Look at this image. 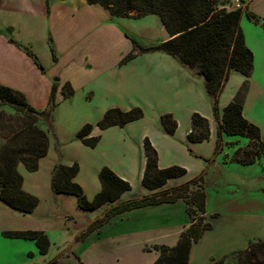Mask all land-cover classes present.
Listing matches in <instances>:
<instances>
[{
    "label": "crops",
    "instance_id": "0c3cea01",
    "mask_svg": "<svg viewBox=\"0 0 264 264\" xmlns=\"http://www.w3.org/2000/svg\"><path fill=\"white\" fill-rule=\"evenodd\" d=\"M241 1L240 27L254 55L243 115L259 127L264 142V26L247 15L264 19V0ZM218 4L236 9L232 0H218ZM170 38L160 17L154 14L132 12L113 17L104 7L89 5L87 0H49V4L47 0H0V84L22 92L38 111L47 110L53 85L57 84L49 152L36 172H29L22 164L18 167L24 177L23 189L38 197L40 203L33 213L24 215L0 201V264H31V260L37 264L36 243L3 235L11 231H40L49 237L48 253L40 254L43 264H76L77 257L85 264H154L159 252L145 248L174 247L189 226L183 202L123 213L99 231L81 236L112 208L199 177H203L205 186L233 185L239 195L222 193L225 195L218 199L222 210H214L206 189L205 217L212 228L193 246L189 264H213L247 249L252 242L264 240V187H253L254 193L239 186L264 185V167L254 164L261 167L255 176L233 169L229 164L244 165L231 161L234 151L226 149L224 134L217 153L218 122L201 73L164 52L138 54L120 65L134 51L133 40L147 48ZM234 78L238 81L229 90ZM245 81L242 74L231 73L220 97L221 110ZM66 84L74 89L69 99L62 93ZM113 108H141L145 116L125 127L100 130L97 123ZM166 113L177 121L174 134L163 126L161 117ZM194 113L209 121L211 135L206 142L192 143L188 139ZM88 124L94 125L90 137L100 136L95 148L77 137ZM42 129L47 130V124ZM147 138L158 153L161 169L180 166L187 170L160 190L143 186ZM5 141L0 138V147ZM59 163L79 164L75 182L90 200L101 191L99 174L104 167L129 182L132 190L113 205L83 211L75 196L54 193L52 175Z\"/></svg>",
    "mask_w": 264,
    "mask_h": 264
},
{
    "label": "trees",
    "instance_id": "16d2710c",
    "mask_svg": "<svg viewBox=\"0 0 264 264\" xmlns=\"http://www.w3.org/2000/svg\"><path fill=\"white\" fill-rule=\"evenodd\" d=\"M49 4V0H47ZM89 5H100L107 9L113 17H125L132 12L140 16L154 14L160 17L171 38L151 47H142L133 40L134 51L120 63L125 65L138 54L164 52L176 57L184 65L198 70L205 83L207 94L212 100L214 116L218 122V139L216 151L221 148V135L247 139L244 148L235 149L231 161L244 166L261 163L264 167V142L259 127L250 123L243 115L244 102L249 89V79L254 68V55L247 47L245 36L240 27L243 10L220 7L218 0H87ZM248 17L262 23L261 19L251 13ZM137 52V53H135ZM36 62L39 61L30 52ZM232 72L242 74L246 81L238 90L234 99L221 110L220 97L230 79ZM57 84L53 85L49 107L45 111L34 109L26 96L13 88L0 84V105L22 107L23 117L9 123L0 111V137L5 143L0 147V201L8 208L28 215L39 206L38 197L23 189L24 177L19 172L23 164L29 172L39 170L40 160L49 152V133L52 132V114L55 110ZM62 93L69 99L74 89L66 84ZM141 108L123 111L118 108L109 109L103 119L97 123L100 130L111 127H125L131 122L144 118ZM47 124V130L39 126V122ZM163 126L169 134H174L178 124L172 114L161 117ZM94 125H85L78 133V139L86 146L95 148L100 136L90 137ZM7 130L9 134L1 133ZM211 135L209 121L199 113L192 115L191 131L188 139L192 143H203ZM229 146V147H228ZM228 148H232L230 143ZM147 163L143 176V186L149 190L163 189L169 180L179 178L187 173L180 166L161 169L156 149L149 139L145 140ZM80 171L78 163L72 166L57 164L53 170L52 188L55 194H67L77 198L78 206L86 212H94L105 205H113L122 195L132 190L129 182L119 177L109 167H104L100 174L101 191L90 200L83 188L75 182ZM183 202L189 218V226L181 233L174 247L153 245L146 251L155 250L159 257L154 264H189L193 246L197 244L212 225L206 222L207 193L203 177L196 178L179 187L166 189L151 196L129 200L122 205L107 211L82 234L88 237L99 231L114 217L137 209L165 204ZM10 239L34 241L41 255L50 249L49 237L40 231H11L3 234ZM237 264H264V240L252 242L245 250L216 261L213 264H227L229 259ZM76 264H85L77 257Z\"/></svg>",
    "mask_w": 264,
    "mask_h": 264
},
{
    "label": "rangeland",
    "instance_id": "374dc122",
    "mask_svg": "<svg viewBox=\"0 0 264 264\" xmlns=\"http://www.w3.org/2000/svg\"><path fill=\"white\" fill-rule=\"evenodd\" d=\"M238 76V75H237ZM237 78H234L232 85H230V88L235 87V83H237ZM22 107H17V106H11V105H0V111L4 114L5 119H7V121L10 120L9 123H15L14 121L17 120L18 118L21 119V117H23L24 115V111L22 110ZM43 121V120H42ZM39 122V126L45 127L46 128V124L43 122ZM1 133H4L5 135L9 134V132L7 130H1ZM225 135V134H224ZM2 138V137H0ZM225 138L227 139L228 143H230V146L232 148H226L227 150H231V151H235V149L238 148H244L247 145V139L244 138H240V137H230L225 135ZM235 140V141H234ZM220 157L223 158L222 155H220ZM210 161H208L206 164H209ZM23 165V164H22ZM231 165V167L233 169H237L238 172L245 171V172H249L250 174H254L251 176H255L257 174H259L261 172V167L259 165H251V166H240V165H236V164H229ZM236 167V168H235ZM239 169V170H238ZM210 174H212V171H210ZM206 189H207V193L210 194L211 196V208L214 210H218L221 209L222 206V201L218 200L222 195V193H227L228 195L231 194V197H235L238 196L239 194H235V192L237 191V188L233 185H222L220 187H217V185H206ZM240 187H242V191H246V190H252L255 193V190L253 187H257V188H261L264 187V185H239ZM218 189H221L222 192H217ZM224 209V208H223ZM222 210V209H221ZM226 210V209H224ZM67 237H70V235ZM38 247H37V264H43V257H41L39 251H38ZM28 258V257H27ZM29 259V258H28ZM72 262H62L60 264H71ZM31 264H32V260H31ZM227 264H237L235 259H229L227 261Z\"/></svg>",
    "mask_w": 264,
    "mask_h": 264
},
{
    "label": "built area",
    "instance_id": "2783aa9c",
    "mask_svg": "<svg viewBox=\"0 0 264 264\" xmlns=\"http://www.w3.org/2000/svg\"><path fill=\"white\" fill-rule=\"evenodd\" d=\"M232 6H233V8L239 9L242 7V1L241 0H232Z\"/></svg>",
    "mask_w": 264,
    "mask_h": 264
}]
</instances>
